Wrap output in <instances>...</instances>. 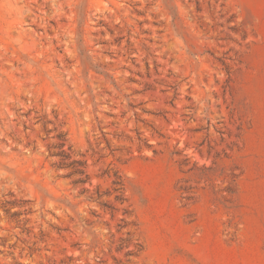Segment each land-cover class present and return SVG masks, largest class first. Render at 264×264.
Listing matches in <instances>:
<instances>
[{
    "label": "rangeland",
    "instance_id": "rangeland-1",
    "mask_svg": "<svg viewBox=\"0 0 264 264\" xmlns=\"http://www.w3.org/2000/svg\"><path fill=\"white\" fill-rule=\"evenodd\" d=\"M0 264H264V0H0Z\"/></svg>",
    "mask_w": 264,
    "mask_h": 264
}]
</instances>
